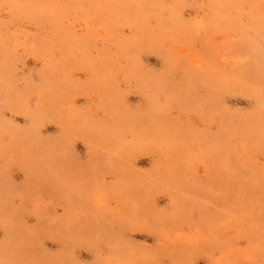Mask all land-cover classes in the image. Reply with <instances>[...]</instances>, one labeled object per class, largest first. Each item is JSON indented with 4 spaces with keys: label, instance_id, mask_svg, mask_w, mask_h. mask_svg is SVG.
I'll list each match as a JSON object with an SVG mask.
<instances>
[{
    "label": "rangeland",
    "instance_id": "obj_1",
    "mask_svg": "<svg viewBox=\"0 0 264 264\" xmlns=\"http://www.w3.org/2000/svg\"><path fill=\"white\" fill-rule=\"evenodd\" d=\"M0 264H264V0H0Z\"/></svg>",
    "mask_w": 264,
    "mask_h": 264
}]
</instances>
